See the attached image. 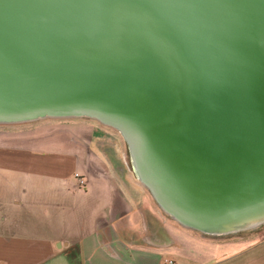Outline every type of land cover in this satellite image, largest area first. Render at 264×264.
<instances>
[{
    "label": "water",
    "instance_id": "obj_1",
    "mask_svg": "<svg viewBox=\"0 0 264 264\" xmlns=\"http://www.w3.org/2000/svg\"><path fill=\"white\" fill-rule=\"evenodd\" d=\"M70 118L180 226H264V0H0V126Z\"/></svg>",
    "mask_w": 264,
    "mask_h": 264
},
{
    "label": "crops",
    "instance_id": "obj_2",
    "mask_svg": "<svg viewBox=\"0 0 264 264\" xmlns=\"http://www.w3.org/2000/svg\"><path fill=\"white\" fill-rule=\"evenodd\" d=\"M102 135L80 121L0 129V264H264V241L165 219Z\"/></svg>",
    "mask_w": 264,
    "mask_h": 264
},
{
    "label": "rangeland",
    "instance_id": "obj_3",
    "mask_svg": "<svg viewBox=\"0 0 264 264\" xmlns=\"http://www.w3.org/2000/svg\"><path fill=\"white\" fill-rule=\"evenodd\" d=\"M45 121H58V122L59 121H80V122H92L93 124L97 125L103 131V135H102L103 136V139L100 136L97 139L98 142L100 144L103 143V145L106 144V145H109V146L114 147V149L117 151V154H118L117 156L120 157L121 159H123V157L125 155V145H124V141H123V138L121 137V135L117 131H115L114 129H112L110 127H106V126L100 124L97 121L88 120V119L70 118V119H46V120L39 121L37 123H41V122H45ZM37 123L24 124V125H19V126H7V127L6 126H0V129H5V128L6 129H20V128H25V127H30V126H32L34 124H37ZM131 175H132V177H131ZM131 175H130L131 178H133L138 184L142 185L137 179H135V177H134V175L132 173H131ZM144 189L150 195V193L147 191V189L145 187H144ZM151 199H152L154 205L157 207L156 209H160L157 206V204L155 203V201L153 200L152 197H151ZM162 215H164V218L165 219L170 220V221H173V220L169 219L165 214L162 213ZM175 223L177 225H179L177 222H175ZM193 232H195V231H193ZM195 233L196 234H199L197 232H195ZM199 236L202 237V238H204L201 234H199ZM208 239L214 240L215 238H208ZM234 239L235 240L242 239L243 241L251 242L253 245H256L258 243H261V242L264 241V226L260 227L257 230H250L249 232H244V233H241L239 235L217 238L216 240L226 241L227 242V241H232Z\"/></svg>",
    "mask_w": 264,
    "mask_h": 264
}]
</instances>
